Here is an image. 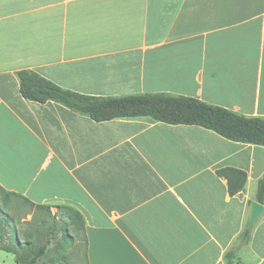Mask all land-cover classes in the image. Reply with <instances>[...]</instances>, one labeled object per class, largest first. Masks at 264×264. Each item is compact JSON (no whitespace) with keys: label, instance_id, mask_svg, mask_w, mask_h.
Segmentation results:
<instances>
[{"label":"crops","instance_id":"crops-1","mask_svg":"<svg viewBox=\"0 0 264 264\" xmlns=\"http://www.w3.org/2000/svg\"><path fill=\"white\" fill-rule=\"evenodd\" d=\"M21 71L264 118V0H0V186L78 210L86 264H264V215L248 229L263 146L28 101ZM223 168L247 174L240 194Z\"/></svg>","mask_w":264,"mask_h":264},{"label":"trees","instance_id":"trees-1","mask_svg":"<svg viewBox=\"0 0 264 264\" xmlns=\"http://www.w3.org/2000/svg\"><path fill=\"white\" fill-rule=\"evenodd\" d=\"M18 76L20 92L26 100L41 104L53 101L96 122L142 119L150 123L199 126L233 142L264 147V118L247 117L192 97L168 93L89 96L66 90L36 72L21 71ZM217 175L227 180L232 197L244 190L248 180L244 171L235 168L220 169ZM257 201L264 204V175L258 183ZM13 202L44 213L37 229L23 233L22 238L16 229L18 218L9 213ZM70 228L81 233L85 229L84 217L75 208L37 205L23 195L6 191L0 186V249L14 255L17 264L63 263L66 256H61L59 249L73 243ZM57 236H61L63 242L56 245L59 248L53 251L55 256L48 259L50 246ZM9 237H12L11 241L5 243ZM249 237L250 231L246 229L244 238L249 240Z\"/></svg>","mask_w":264,"mask_h":264},{"label":"rangeland","instance_id":"rangeland-1","mask_svg":"<svg viewBox=\"0 0 264 264\" xmlns=\"http://www.w3.org/2000/svg\"><path fill=\"white\" fill-rule=\"evenodd\" d=\"M55 211V209L53 210ZM9 213L11 216L18 218V225L16 226V229L18 231V234L20 238H22L23 233L31 232L32 229L36 230L38 225V221L41 217V214L35 209H31L29 206H23V204H13L11 205V208H9ZM68 229H66L67 231ZM70 233L73 234V243L65 244L62 248L59 249L61 256H66V260L63 261L61 264H86L85 263V245L82 238V233L73 231L72 228L69 229ZM12 237H9L5 243L10 242ZM55 242L53 245L50 246V252H49V258L55 256L54 250L59 248V243L63 242L61 239V236H57ZM42 263V261L40 262ZM0 264H17L16 258L14 255L9 254L5 251H2L0 249ZM59 264V263H57Z\"/></svg>","mask_w":264,"mask_h":264},{"label":"water","instance_id":"water-1","mask_svg":"<svg viewBox=\"0 0 264 264\" xmlns=\"http://www.w3.org/2000/svg\"><path fill=\"white\" fill-rule=\"evenodd\" d=\"M264 215V205L258 202H252L250 205V217L248 221V229L257 223V221Z\"/></svg>","mask_w":264,"mask_h":264}]
</instances>
